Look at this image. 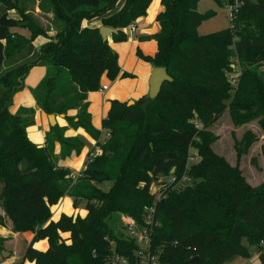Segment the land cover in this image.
<instances>
[{"label": "trees", "instance_id": "16d2710c", "mask_svg": "<svg viewBox=\"0 0 264 264\" xmlns=\"http://www.w3.org/2000/svg\"><path fill=\"white\" fill-rule=\"evenodd\" d=\"M152 1L123 0L118 7L120 0H35L40 12L51 15L50 29L18 10L17 2L0 0V206L12 233L34 235L19 264H106L111 243L128 255L133 244L114 234L109 221L121 212L140 224L143 207L154 201L152 182L172 170L181 176L190 145L200 156L187 169L192 183L179 191L167 189L155 206L152 243L162 250L161 262L224 264L234 257L248 258L243 240L263 248L264 192L249 187L238 165L212 152L213 135L197 131L190 120L196 115L207 127L229 106L234 125L259 118L264 132V73L247 69L229 105L224 75L235 54L245 65L264 60V0L241 1L232 10L229 27L206 36L198 35L197 28L212 13H198V0H160L158 31L138 38L155 40L157 51L138 56L152 67L165 68L172 81L163 83L155 99L146 95L131 105L109 102L101 125L110 137L98 145L100 155H88L75 180L72 171L56 165L54 144L65 159L72 152L80 154L85 142L65 137L66 128L55 124L45 144L35 145L26 132L35 110L10 112L28 72L41 66L46 74L30 90L37 109L64 115L72 129L98 141L87 94L100 89L103 76L113 81L120 75L109 43L125 42V29L146 17ZM227 1L234 5L235 0ZM14 9L17 17L8 13ZM94 18L116 33L103 41L100 28L82 26ZM38 37L47 42L36 49L32 42ZM75 110V116L68 115ZM105 182L110 183L107 191L98 187ZM64 196L73 200L74 208L84 202L85 216L62 214L52 221L50 209ZM0 225L5 226L2 216ZM40 240L48 243L45 251L32 247ZM194 257L198 261L192 263ZM259 258L264 264V253Z\"/></svg>", "mask_w": 264, "mask_h": 264}, {"label": "crops", "instance_id": "0c3cea01", "mask_svg": "<svg viewBox=\"0 0 264 264\" xmlns=\"http://www.w3.org/2000/svg\"><path fill=\"white\" fill-rule=\"evenodd\" d=\"M123 3L121 0L118 7ZM38 9V8H37ZM150 9H152L150 11ZM149 11L151 15L149 14ZM162 11V6L160 5V0H153L150 7L147 10V15L145 18L137 20L135 23V31L131 32L125 30L127 39L122 43H112L110 41L109 45L118 56V65L120 68V75L113 81L108 80L105 76L102 77L100 82V89L96 92H90L87 94L88 108L87 112L91 116V124L95 130H97L100 135L99 139L102 141L104 138V130L102 129V120L107 116L110 108V101L117 100L120 102H128L130 100H137L142 96H146L149 89V78L153 67L143 61L138 53L140 52L144 56H153L157 51V44L155 40L139 41L138 38L141 36L151 35V33L144 28L145 23L153 24L155 27V18L159 12ZM83 27L88 28H101L100 18H94L89 21H83ZM158 29V27H157ZM21 34L28 36L25 30L20 31ZM54 35V32L50 33ZM109 38V37H108ZM47 42L44 37L36 38L32 44L36 49H39L43 44ZM122 73H128L131 76L123 78ZM46 74V69L41 66L33 67L24 79V89L14 95L12 100V107L10 108L11 113H15L19 108H31L35 110L33 117V125L26 129L27 136L29 140L35 145L41 146L45 144L46 133L50 130V125L47 120V115L37 109L34 98L31 94V89H34L42 81ZM106 87L103 90V87ZM69 116H74L75 111L68 113ZM55 122L59 127H65L64 136L67 138L78 137L85 142V147L80 152V154H75L72 152L70 156L65 159H60V145L58 143L54 144V155L56 156L55 162L58 167L69 169L72 174L81 172L84 169L85 162L87 161L88 155H95L99 149L96 148L97 141L93 140L89 135H87L84 130L77 129L74 130L70 128L64 119V116H55ZM102 138V139H101ZM68 198L64 196L59 200V202L51 207V211H54L53 215H62L61 211L64 208L61 207V202ZM69 199V198H68ZM2 214H4L2 212ZM0 213V216H3ZM86 214V211H85ZM64 215V214H63ZM5 216V215H4ZM55 216H51L52 220L55 221ZM59 216V217H60ZM79 216V215H78ZM85 216V215H84ZM57 218V220L59 219ZM5 218V217H4ZM7 218V217H6ZM7 220V219H6ZM56 220V221H57ZM5 221V220H4ZM5 226L0 225V239H4V244L7 246V252L2 251L3 257L0 261L5 260L6 263L8 259L13 257V253L16 250L15 243H18V237H22L25 246L31 244L33 240V234L26 233H12L9 229V220L5 221ZM66 235H62L64 237ZM46 241V240H45ZM43 240L39 242H34L32 247L36 250L46 249L48 243ZM36 243V244H35ZM48 248V247H47ZM4 252V253H3ZM7 257V258H5ZM28 262V261H26ZM24 263V262H23ZM30 263V262H29ZM33 264V263H32Z\"/></svg>", "mask_w": 264, "mask_h": 264}, {"label": "rangeland", "instance_id": "374dc122", "mask_svg": "<svg viewBox=\"0 0 264 264\" xmlns=\"http://www.w3.org/2000/svg\"><path fill=\"white\" fill-rule=\"evenodd\" d=\"M11 1L17 2L18 4H16L17 5L16 8L18 10H26V12L29 13L28 16L31 17L32 19H36L44 28L52 29V27L50 26L51 15L50 14L47 15L40 12L39 9H37L36 6L37 3L35 2V0H11ZM229 7H231V5H229L227 0H219V2L218 0H198V4H197L198 13L200 14H205L207 12L212 13L211 17L201 22V24L198 26L197 28L198 35L206 36L226 30L229 27V21L231 19V11ZM151 10L152 9H150V11ZM150 11L148 15H151ZM8 13L12 17L15 16L17 17V12L15 9L9 10ZM157 27L158 24L155 27H153V24L148 22L145 23L144 26V28L148 30L151 34H155L158 31ZM125 30L131 31L130 26ZM256 71L259 74L264 73V71L260 70L259 68H257ZM231 98H233V96L232 97L230 96V99L226 102V104L229 103ZM131 101L134 102L135 100H130L128 102ZM229 111L230 109L228 106L225 109V111L218 117V119L215 120L212 124L208 125L207 127L201 124V121L198 119L196 115L193 116L190 122L192 124H194V122L199 123L200 125H202L201 130L203 131L205 130L213 135L215 139L212 141V143L209 146L212 152H214L218 156L225 158V160L231 166L238 165V168L242 172L244 180L249 185V187L264 192V137H263L264 132L260 125L261 119L255 118L245 124L236 126L231 121V118L229 116ZM76 113L77 111L75 110V115ZM106 132L107 131L104 130V138L102 141L99 139L97 142H95L97 149H100V147L98 146L99 144L101 143L104 144L105 141L110 137V135L108 137L105 136ZM194 152L197 153L196 149L191 150V153ZM197 158H198L197 160L200 159L199 154ZM160 178H162V176L158 177L157 180H159ZM154 182H152L150 187L152 191H154V185H155ZM98 187L103 191H107L110 187V183L105 182L103 184H99ZM0 190H1V186H0ZM68 198H65L66 200L64 202L63 201L61 202V207L64 208L63 211H61V214H64L66 216L79 215L80 217H84L85 215L84 202L80 203L77 208H74L73 200L70 197ZM2 212L3 210L0 206V213L2 214ZM53 213L54 211H51L52 216H55L53 215ZM2 215H3L2 216L3 220L7 221L8 219L4 216V214ZM124 215L125 214L121 212H117L115 215H113L112 219L109 221L113 233L116 235H119L121 234L120 232H122L121 218ZM59 216L60 215H58V217ZM58 217L57 215L55 216V221L57 220ZM17 241L18 243L14 244L16 250L13 253V257L8 259L6 263H3L5 260L0 261V264H19L21 262L23 252L27 246H25L22 237H18ZM37 242L40 243V241ZM45 242L47 243V241ZM243 244L247 247L250 256L248 258L234 257L229 261L225 262L224 264H259L260 263L259 255L260 253H264V247L261 250H259L256 248V246H249L245 240H243ZM6 247L7 246H5L4 242L0 244V259L4 258L2 251L7 252ZM46 249L39 251H45ZM23 264H32V263L25 261Z\"/></svg>", "mask_w": 264, "mask_h": 264}, {"label": "built area", "instance_id": "2783aa9c", "mask_svg": "<svg viewBox=\"0 0 264 264\" xmlns=\"http://www.w3.org/2000/svg\"><path fill=\"white\" fill-rule=\"evenodd\" d=\"M240 0H235L234 5L229 7L231 14L233 9H237L240 5ZM136 29L135 25L130 26V30L134 32ZM257 69L264 71V60H260L256 63L245 65L240 62L238 56L235 54L230 59L229 68L225 71V78L230 86V96L232 97L238 90V86L242 75L247 69ZM106 87H103L105 90ZM195 129L201 130L202 125L194 122ZM105 136L108 137L109 133L106 132ZM198 140L197 137L194 138ZM194 149L191 145L188 148V155L186 158V171L181 176H177L172 170L167 176H164L154 182V191H150L153 195V204L143 207V219L139 224L135 219L128 215H124L121 218V229L120 232L123 239L133 244V250L127 255L118 253L114 244H110V251L105 258L106 264H163L161 262L162 250L158 247L153 246L152 234L155 227L154 215L156 211V202L163 198L164 191L167 189H173L179 191L184 187H187L192 183V179L187 175V169L193 164L197 163L198 153H191ZM101 154L99 149L95 155ZM94 156V155H93ZM80 177V172L72 174V178L75 180ZM261 246L264 247V242H261ZM93 255L95 256L94 252Z\"/></svg>", "mask_w": 264, "mask_h": 264}, {"label": "water", "instance_id": "95a60500", "mask_svg": "<svg viewBox=\"0 0 264 264\" xmlns=\"http://www.w3.org/2000/svg\"><path fill=\"white\" fill-rule=\"evenodd\" d=\"M240 1L245 2L246 0H240ZM99 30H100V35L103 41H107L110 35L116 33V30L106 28V27H101ZM171 81H172V78L167 74V71L165 68L153 67L149 81H148V84H149V89L147 93L148 98L155 99L158 96L163 83L171 82ZM131 104H133L132 101L128 102V105H131ZM61 116H64V115H60V117ZM47 120H48L50 127L56 124L55 115H47ZM197 261H198L197 257H194L193 259H191L192 263L197 262Z\"/></svg>", "mask_w": 264, "mask_h": 264}]
</instances>
